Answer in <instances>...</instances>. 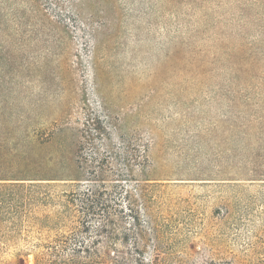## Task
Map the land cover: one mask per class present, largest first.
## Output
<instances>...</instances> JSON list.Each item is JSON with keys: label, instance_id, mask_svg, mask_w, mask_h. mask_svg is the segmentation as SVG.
Returning a JSON list of instances; mask_svg holds the SVG:
<instances>
[{"label": "rangeland", "instance_id": "1", "mask_svg": "<svg viewBox=\"0 0 264 264\" xmlns=\"http://www.w3.org/2000/svg\"><path fill=\"white\" fill-rule=\"evenodd\" d=\"M0 264H264V0H0Z\"/></svg>", "mask_w": 264, "mask_h": 264}, {"label": "trees", "instance_id": "2", "mask_svg": "<svg viewBox=\"0 0 264 264\" xmlns=\"http://www.w3.org/2000/svg\"><path fill=\"white\" fill-rule=\"evenodd\" d=\"M89 210H90V211H93V208L90 207ZM93 213H94V212H93ZM104 221H107V223H110L109 219H107V220L105 219ZM107 225H108V224H107Z\"/></svg>", "mask_w": 264, "mask_h": 264}]
</instances>
